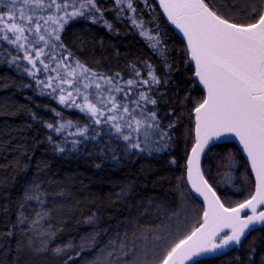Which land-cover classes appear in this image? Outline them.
Wrapping results in <instances>:
<instances>
[{
	"label": "snow or ice",
	"instance_id": "obj_1",
	"mask_svg": "<svg viewBox=\"0 0 264 264\" xmlns=\"http://www.w3.org/2000/svg\"><path fill=\"white\" fill-rule=\"evenodd\" d=\"M154 3L0 0V42L17 53L6 59V65L22 70L34 81V91L61 106L60 111L51 109L55 122L38 120L27 105L17 109L27 110L33 121L60 137H46L54 154L80 152L83 146L91 156L90 146L113 167L120 166L145 153L152 156L173 149L181 121H189L182 134L185 161L180 164L173 157L170 163L182 170L178 185L186 173L195 222L190 227L177 224L176 235L167 226L157 230L150 214L153 198L133 204L136 185L124 183L113 203H127V215L120 219L109 214L105 222L100 210L93 211L84 219L92 231L80 237L79 245L70 242L51 248L53 255L67 257L63 264H210L243 249L253 232L264 231V0H158L166 20L157 14ZM144 10L150 17L147 21ZM105 13H114L117 22H130L159 57V70L138 58L126 61L122 71L95 70L77 54L87 51L86 41L73 40L76 51L65 42L63 33L77 20L101 24L119 34ZM152 24L154 28L148 27ZM168 25L182 34L183 64L191 72L178 83L173 73H179V65L171 60L165 38ZM10 87L31 85L0 83V91ZM72 109L82 117L66 118L64 110ZM72 128L75 132L68 131ZM233 137L238 141L235 150L229 148ZM47 167L39 161L37 173ZM27 168L26 163L19 171ZM41 183L35 178L26 182L14 223L6 218L8 207L4 206L0 264H30L49 251L61 231L41 224L52 211L43 207L48 193L42 191ZM56 195L63 196L64 190ZM231 195L244 198L232 201ZM197 198H202V204H197ZM29 201L41 206L32 219L24 212ZM12 239L15 248L9 242ZM77 247L79 251L67 255ZM249 247L247 259L237 255L231 264H264V251L257 261L256 248Z\"/></svg>",
	"mask_w": 264,
	"mask_h": 264
},
{
	"label": "trees",
	"instance_id": "obj_2",
	"mask_svg": "<svg viewBox=\"0 0 264 264\" xmlns=\"http://www.w3.org/2000/svg\"><path fill=\"white\" fill-rule=\"evenodd\" d=\"M151 2L152 0H150ZM209 2L212 3L214 0H209ZM138 6L140 9L144 7L143 4ZM153 7L162 17L155 3ZM143 16L146 21L150 19L147 10H144ZM105 17L119 30V34L109 32L98 24L83 23L82 20L71 23L67 31L63 33L66 37L65 42L73 47V51L77 50L72 45L73 40L77 44L81 40L87 42V51L77 54L88 66L99 71L109 69L113 72L122 71L126 61L138 58L139 60H149L156 65L158 70L160 69L159 57L153 53L148 43L139 36L138 32L131 28L128 21H123V24L120 25V22L117 23L106 15ZM148 27L154 28L155 25H148ZM161 27L165 28L163 23ZM165 31L167 33L166 42L170 49L169 56L174 64L179 65V73H173L174 80L178 83L186 75L190 76L191 72H188L183 64L184 45L181 43V39L169 26ZM101 41L103 44L100 43ZM5 78L7 79L5 80ZM13 81L17 84L21 82L30 84L31 87H10L7 91H0V220L5 218L3 209L7 205L6 218L15 222L24 186L26 182L35 178L38 182H42V191L48 193L44 197L45 205L43 207L52 210L50 218L41 221L43 228L48 229L51 225L52 231L61 229L50 243L49 251L35 257L30 264H63V260L67 257L53 255L51 248L63 247L70 242L79 245L80 237L85 232L92 231L89 226L84 224V219L93 211L100 210L105 222L108 220L109 214L118 215L120 219H123L127 215V203L117 205L113 201L116 200L115 194L120 191V187L124 183L134 182L136 185L138 195L132 201L133 204L139 200H144L147 203L149 197L153 198L150 214L154 218L155 225L159 226L157 230L167 226L172 230L173 235H176L175 226L177 224L190 227L195 222L196 211L193 209L191 200L187 198V192H190V189L186 182V173H184L183 182L178 185L177 177L182 175V170L170 163L173 157L180 164L185 161V142L182 134L184 126L189 123L187 119L180 123L177 133L180 138L173 149L154 153L152 156L145 153L136 161L113 167L107 160L99 157L90 146L88 151L91 152V156L88 152L83 151V146H81L80 152L54 154L46 137L53 135L57 140L60 137L44 128L42 123L33 121L27 110L17 111V109L19 105H27L32 112L37 114L38 120L55 122L56 117L51 109L55 108L60 111L61 108L47 96L39 95L27 79L13 73L0 62V83H12ZM27 97H31V100L26 99ZM45 105H47V109ZM64 115L72 120L78 119L66 110H64ZM68 131L75 132V128ZM67 147L70 148L71 145L69 144ZM229 148L235 150L237 147L229 144ZM187 150L190 151V143ZM29 157H31L30 160ZM17 160L19 161L18 166ZM39 161H44L48 167L38 174L37 163ZM26 163L28 168L22 172L19 171ZM97 164L102 166L97 168ZM204 170L208 171L207 162H205ZM213 174L215 175V173ZM219 178L217 177V179ZM62 189L64 195H56ZM229 191L231 193L235 190L229 189ZM243 198L244 196L241 195H231L230 197L232 201ZM197 204H202L200 198H197ZM40 207L36 201H29L24 209L25 215L32 219ZM117 208L120 209L119 213H117ZM3 230L6 229L0 225V231ZM36 239L38 242L39 237ZM9 242L15 248V239ZM249 245L256 248L257 253L254 259L258 261L260 253L264 251V231L253 232L244 242L243 249L220 259H213L210 264H231L233 257L237 255L242 260L247 259L251 250ZM75 251H79V248L68 251L67 255H74Z\"/></svg>",
	"mask_w": 264,
	"mask_h": 264
},
{
	"label": "rangeland",
	"instance_id": "obj_3",
	"mask_svg": "<svg viewBox=\"0 0 264 264\" xmlns=\"http://www.w3.org/2000/svg\"><path fill=\"white\" fill-rule=\"evenodd\" d=\"M105 15H106L108 18H110L111 20L116 21V20H115L114 13H105ZM105 18H106V17H105ZM82 21H83V20H82ZM84 22H85V21H83V23H84ZM117 23H119V22H117ZM129 23H130V22H129ZM119 24L122 25L123 22H120ZM98 25L102 26L101 24H98ZM102 27H103V26H102ZM137 32H138V31H137ZM138 34H139V33H138ZM139 36H140V35H139ZM140 37H141V36H140ZM141 38L145 40L144 37H141ZM145 41H146V40H145ZM40 46L42 47L43 45H40ZM46 51H47V49H46ZM16 54H17V53H16L15 49H14L12 46L7 45L6 43L0 42V62H1L2 64H4L9 70L13 71V73H15V74H17V75H19V76H21V77L27 79V80L33 85V87L35 88L36 86H35L34 81H32L31 78H29L26 74H23V73H22V70H21L20 72H17V70H16V68H15V65H13L12 67H8V66L6 65V63H5L6 59H11V56H12V55H16ZM21 55H22V54H21ZM25 63H26V62H25ZM42 78H43V77H42ZM127 78H128V76L126 75V76H125V79H127ZM37 93H38V92H37ZM48 98H50V97H48ZM50 99H51V98H50ZM51 101H52L54 104H56L58 107L61 108V106L58 105V103H57L56 101H54V100H52V99H51ZM66 111H68V112L74 114L75 117H77V118H81V117H82V114L78 113V110H74V109H72V110H66ZM230 190H235V189H230Z\"/></svg>",
	"mask_w": 264,
	"mask_h": 264
},
{
	"label": "water",
	"instance_id": "obj_4",
	"mask_svg": "<svg viewBox=\"0 0 264 264\" xmlns=\"http://www.w3.org/2000/svg\"><path fill=\"white\" fill-rule=\"evenodd\" d=\"M155 4L157 5V7H158V9H159V11H160V13H161V15H162V17H163V10L159 8L158 0H155ZM163 19L166 20V17H163ZM168 26H169V27L174 31V33H175V34H176V35L182 40V34L178 33V30H176V29L174 28V26H171V25H168ZM229 144H233V145H235L236 147H238V141H236L234 137L232 138V140H231V142H230ZM188 187H189V189H190V186H188ZM200 199H201V201H202V198H200Z\"/></svg>",
	"mask_w": 264,
	"mask_h": 264
}]
</instances>
